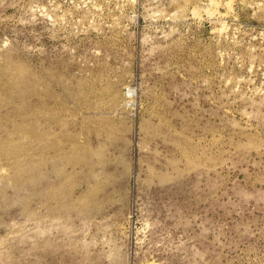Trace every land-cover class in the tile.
Listing matches in <instances>:
<instances>
[{
  "label": "rangeland",
  "instance_id": "374dc122",
  "mask_svg": "<svg viewBox=\"0 0 264 264\" xmlns=\"http://www.w3.org/2000/svg\"><path fill=\"white\" fill-rule=\"evenodd\" d=\"M0 264H264V0H0Z\"/></svg>",
  "mask_w": 264,
  "mask_h": 264
}]
</instances>
